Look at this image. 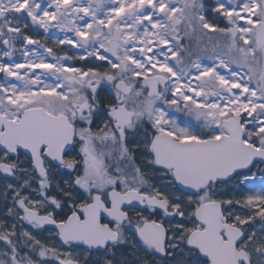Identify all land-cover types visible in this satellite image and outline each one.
<instances>
[{
  "label": "snow or ice",
  "instance_id": "snow-or-ice-1",
  "mask_svg": "<svg viewBox=\"0 0 264 264\" xmlns=\"http://www.w3.org/2000/svg\"><path fill=\"white\" fill-rule=\"evenodd\" d=\"M0 264H264V0H0Z\"/></svg>",
  "mask_w": 264,
  "mask_h": 264
}]
</instances>
